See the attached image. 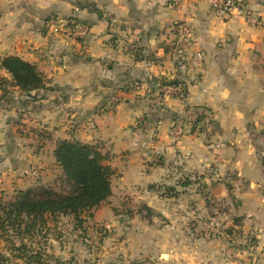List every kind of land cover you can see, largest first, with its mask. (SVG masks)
I'll return each mask as SVG.
<instances>
[{
    "label": "crops",
    "instance_id": "1",
    "mask_svg": "<svg viewBox=\"0 0 264 264\" xmlns=\"http://www.w3.org/2000/svg\"><path fill=\"white\" fill-rule=\"evenodd\" d=\"M245 2L257 24L218 15L208 0H0V55L35 64L52 88L34 99L0 89V190L12 194L22 171L54 161L58 139L99 144L118 173L106 202L145 204L168 220L156 227L135 209L140 221L117 242L101 238L115 264H264V0ZM50 16L82 21L87 35L51 32ZM176 21L191 26L189 40H178ZM0 77L10 74L0 68ZM161 77L182 79L186 95L160 87ZM194 108L206 116L201 132ZM186 178L184 189L202 183L211 202L195 191L189 211L188 194L157 193ZM58 235L52 228L45 249Z\"/></svg>",
    "mask_w": 264,
    "mask_h": 264
},
{
    "label": "trees",
    "instance_id": "2",
    "mask_svg": "<svg viewBox=\"0 0 264 264\" xmlns=\"http://www.w3.org/2000/svg\"><path fill=\"white\" fill-rule=\"evenodd\" d=\"M0 68L10 74V79L0 77L3 95L8 92L9 86L29 96L34 90H52L46 86V79L36 65L18 56L0 55ZM158 83L160 87L179 86L178 95L185 96L187 93L182 79L161 77ZM194 110L196 117L192 127L201 132L206 116L199 108ZM53 157L62 174L58 188L34 184L17 190L9 199L0 200V239L6 243V249L0 250V264H12L16 259L28 264H60L58 260L49 259L44 248L58 217L71 215L77 226L83 228L85 219L92 216L91 211L106 202L112 194L111 181L116 169L108 163V155L99 148L74 137L63 138L56 141ZM190 183L186 178L179 184L187 186ZM165 187L164 195H174V185ZM138 210L147 221H151L155 214L145 204H141Z\"/></svg>",
    "mask_w": 264,
    "mask_h": 264
},
{
    "label": "rangeland",
    "instance_id": "3",
    "mask_svg": "<svg viewBox=\"0 0 264 264\" xmlns=\"http://www.w3.org/2000/svg\"><path fill=\"white\" fill-rule=\"evenodd\" d=\"M27 131L28 132L31 131L30 128L25 127L23 123H19L18 132L24 133ZM92 145H94L97 148H100L99 144L93 143ZM107 155L108 157H110V154ZM154 161L158 162V159L156 160L155 158L153 159V162ZM43 163H44L43 165L44 167L42 169L37 168V170L35 171L34 170L22 171L21 175L18 176L17 178L20 179L22 178L23 180L22 182H24V185H22L20 188L15 189L12 194H10V192L6 193L5 190L2 191L0 190V200L9 199L17 190L25 189L28 186L34 184H45V185L47 184L53 186L54 188H58L59 185L61 184V178H62L61 169L56 165L55 161L51 162L47 158H44L42 164ZM1 176L2 175H0V177ZM117 179H118V173L116 171V174L112 177L111 184L115 185ZM180 182H181L180 179H178V183L175 184L174 187V195L171 196H173L174 198H179L182 194H188L187 202H188L189 211L193 209V207L194 208L196 207L194 204L195 201H193V199L190 197L191 195H193L195 191H200L199 195L201 198H203V201L211 200L209 197V191L207 190V187L202 183L196 185V187L190 186L184 189L183 186L179 184ZM165 186H170V185L163 184L157 188V193L159 195L165 194L164 193L166 191ZM140 205L141 204L137 202L134 203L127 202L126 204H121L120 202L114 200L108 201L102 205L101 207L102 209L95 208L91 211L92 216L85 219L83 223V228H79L77 226L78 224L74 220L73 216L71 215L59 216L54 229L56 230V232H59L61 236H59L58 242L49 241L48 244H52L53 246V247L50 246L45 249L47 250L49 259L56 258V260H58L60 264H101V263L115 264L114 262H118L117 261L118 259L121 261V259L119 258V254L116 255L115 252L105 251L104 247L107 245L105 241L103 243V239L101 238L104 237V239H106V242H108L107 243L108 246L111 245V243L113 242H117V239H119V236H121V232L124 230V227H134L135 223L137 224V222L140 221L139 218L133 216V214L131 215V213H133L135 209L139 208ZM123 206H126V208ZM121 208L127 209L126 212L127 214L124 212L125 214L121 215V210H122ZM215 210H217V207H215ZM98 211H99L98 219H95V213H97ZM204 211L205 213L201 220L202 221L201 232H209L210 228H212L215 225V223H212L214 219L211 220L209 216V212H206V210ZM154 217H156L154 221L156 227L165 225L166 221H168L160 213L157 212H155ZM142 219H143L142 222L147 223L146 219L144 218ZM136 220L137 222H135ZM187 222L189 226H191V224L196 221L194 217H189ZM51 226L52 223H50V227ZM249 240L248 242H250ZM81 243H83V245L86 244L85 245L86 248L83 251L81 248ZM5 249H6V243L3 239H0V250L3 251ZM69 252H71L72 255ZM135 260L136 259H132V260L130 259L128 260V262H134Z\"/></svg>",
    "mask_w": 264,
    "mask_h": 264
},
{
    "label": "built area",
    "instance_id": "4",
    "mask_svg": "<svg viewBox=\"0 0 264 264\" xmlns=\"http://www.w3.org/2000/svg\"><path fill=\"white\" fill-rule=\"evenodd\" d=\"M208 2L211 9L218 15H235L243 17L251 24L258 23L257 18L247 10L245 0H208ZM46 25L51 32L64 34L77 41L83 40L88 32V28L84 23L75 22L71 19H62L58 16H50L47 18ZM172 29L176 33L179 41H187L192 36V28L186 22H173ZM173 88L177 90L179 86H174ZM171 135L174 140H178L181 136L180 127L177 125L174 126Z\"/></svg>",
    "mask_w": 264,
    "mask_h": 264
}]
</instances>
